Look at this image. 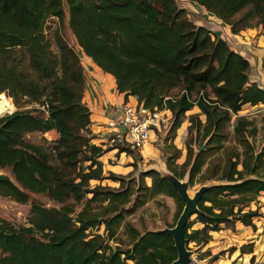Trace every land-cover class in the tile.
Segmentation results:
<instances>
[{"label":"trees","instance_id":"trees-1","mask_svg":"<svg viewBox=\"0 0 264 264\" xmlns=\"http://www.w3.org/2000/svg\"><path fill=\"white\" fill-rule=\"evenodd\" d=\"M185 1L228 25L233 35L264 25V0ZM51 18L58 24L52 42L45 33ZM66 18L80 53L113 76L119 94L136 98L137 107L171 114L169 137H175L186 113L198 109L189 118L180 172L170 163L179 150L166 159V166L179 179L189 172L190 186L220 185L206 190L198 202L199 213L193 216L202 228L190 230L188 221L187 246L205 245L211 232L235 222L255 230L253 220L261 215L250 204L264 197L259 174L264 151H253L246 135L250 123L238 114L245 106L264 105V89L250 81L244 57L191 21L177 0H0V94L16 107L0 116V170L8 169L14 179L0 182V196L27 204L31 194H43L61 205L32 203L29 226L0 223V264H171L177 257L169 236L140 233L129 223L127 249L108 243L121 222L149 199L172 197L176 220L184 203L156 172H141L137 178L130 173L126 182L112 173L103 175L99 160L105 152L135 154L128 147L102 149L91 143L80 56L61 34ZM31 104L45 115L23 109ZM233 117L234 141L241 152L224 146ZM51 131L58 135L56 158L66 175L50 164L49 148L23 140L28 133ZM107 179L118 182V188L90 187L91 181ZM70 200H85L74 217ZM95 203H106L103 214L95 212ZM100 228L102 234H97ZM251 247H241V253Z\"/></svg>","mask_w":264,"mask_h":264},{"label":"rangeland","instance_id":"rangeland-1","mask_svg":"<svg viewBox=\"0 0 264 264\" xmlns=\"http://www.w3.org/2000/svg\"><path fill=\"white\" fill-rule=\"evenodd\" d=\"M177 4L180 8H186V9H192L191 6L194 7L195 14L194 16H190V20L198 23V20H200L202 15L198 12L197 6H194L193 4H190L186 2L185 0H177ZM202 11L204 10L201 8ZM201 17V18H200ZM203 20V19H202ZM205 21V20H204ZM206 22V21H205ZM211 22V21H209ZM55 29H58L57 21L53 18L48 20L45 26V33L46 36L49 38V40L52 42L53 32ZM255 29L259 30L260 33L264 34V25H259L255 27ZM61 34L63 35L65 41L75 49V51L79 54L80 57H82L80 51L78 50V47L76 45L75 39L69 29L68 26V18L64 20V22L61 24ZM53 50L56 51V49L53 46ZM83 58V57H82ZM2 100V101H1ZM8 103H7V102ZM4 102V103H3ZM6 102V103H5ZM128 104V103H127ZM8 105V106H6ZM128 105H133L132 103H129ZM0 116H4L6 114H10L16 110V107L12 103L11 99L5 97L4 94H0ZM10 106V107H9ZM23 109H37L40 110L41 115H45L42 108H40L38 105H23ZM7 107V108H6ZM9 107V108H8ZM8 109V110H7ZM11 111H10V110ZM198 113V109L194 108L190 112L186 113L185 117L183 118L181 127L176 131V135L174 138H171L168 136V134L161 136L158 139H154V143L151 144L148 148L143 149L142 151H134V156H130L133 159L134 166L132 167L133 171L131 173L132 177L137 178L139 177V174L146 170L150 165H153L155 161L151 159L152 157H155L157 153L160 154L161 159H163L164 162H166V159L169 157H172L176 150L180 151V154L178 155V158L171 162L174 169L177 172H180L181 164L184 162L186 158V148H185V142L188 140V132L187 128L189 127V118L191 115ZM91 115V114H90ZM118 116L114 115L113 118H116ZM238 116L245 117L247 121L250 123L248 127V132H246L247 139L250 142L253 151L255 153H259L260 151H264V105L259 106H245L242 108L241 112L238 114ZM105 118V122H107L108 118ZM199 119L204 123L205 117L199 116ZM236 117H233L230 124H228L227 132L229 133V138L226 142H224L225 148L228 150H231L232 148L237 149L238 151H242V148L238 146L234 141L233 136V126L235 122ZM251 129L255 130V133H251ZM122 136L125 134L124 129H122ZM53 139L52 135H48L47 139L45 137V134L40 133H28L24 135L23 140L27 143H30L32 145L42 146L46 149L49 148V140ZM107 148V145H104ZM193 148L196 151L195 145H193ZM109 149V148H107ZM109 151L105 152L103 160H99L102 163L103 167V175L107 176L109 173L114 174L116 177L123 178L124 181H127L128 175H123L121 168L125 166V156H129L126 153L121 155V159L115 160L112 159L109 161L106 159L109 157L107 154ZM117 153V149L113 151ZM118 154V153H117ZM158 154V156H159ZM103 155V156H104ZM119 155V156H120ZM155 157V160H159ZM49 162L52 166L58 168L63 175L67 174V171L62 167L61 163L57 160L56 157H52L49 155ZM87 164H84L83 166L86 167ZM110 165V166H109ZM120 166V168H112L114 166ZM108 166V167H107ZM206 167V166H205ZM204 167V169H205ZM118 172V174H117ZM259 174L261 177L264 178V155H263V164L261 169L259 170ZM0 174H4L9 176L13 183L14 179L8 169L0 170ZM182 180V179H181ZM144 183L149 186L150 181L149 178L144 179ZM212 182L205 183L206 185L211 184ZM101 184L102 186H108L113 189L118 188V182H114L112 180H103V181H91L90 187L93 188L96 185ZM200 184H194L193 186L189 187V195H192L197 189L200 187ZM89 197V196H88ZM84 201L82 200L80 203H75L73 200H70L68 204L73 206L74 214H71V216L74 217L75 213L81 211L84 206ZM37 203L43 205L45 208H59L61 205L53 202L48 196L43 194H31L29 202L27 204H20L16 201H14L12 198L3 197L0 196V223H5L9 226H12L14 228L21 227V226H29V220L31 218V204ZM106 205V203L103 204H93L92 207L94 208L95 212L98 214H103V207ZM176 212H177V204L175 200L172 197H169L167 195H157L154 198L149 199L143 206L136 209V211L126 217L120 224V226L115 230V236L114 239L111 241H108L109 245L111 247L118 246L121 249H127L128 245L130 243V237L127 235L126 231V224L129 223L132 227L137 229L140 233H143L145 231H155V230H161L164 228H171L176 223ZM192 222V227L190 230L200 229L202 228V225L195 222V217L192 216L190 220ZM224 229V228H223ZM222 229V230H223ZM102 228H100L98 231H96L97 234H102ZM221 233V232H218ZM187 248L192 252V264H196L197 259L200 258L201 254L199 252V246H196L194 243H190ZM204 256V254H202ZM2 257L1 251H0V258ZM132 264V263H128Z\"/></svg>","mask_w":264,"mask_h":264},{"label":"crops","instance_id":"crops-1","mask_svg":"<svg viewBox=\"0 0 264 264\" xmlns=\"http://www.w3.org/2000/svg\"><path fill=\"white\" fill-rule=\"evenodd\" d=\"M193 5L197 6L196 4ZM197 7L198 10L196 12H198L200 16L202 15V18L200 17L201 19L198 20V23H200L199 25L194 23L197 26H204L212 31L221 39L225 40L236 53L244 57L250 64L248 74L250 81L264 89V34L252 28L233 35L228 25L223 24L217 18L209 15L205 10L202 11L201 7ZM191 8L192 9L185 8L189 17H193L195 14L194 7L191 6ZM81 55L83 58L80 57V61L83 67L85 80L82 102L89 109L91 114V124L89 126V130L93 135L91 143L104 149V147H106L104 145H107L105 132L106 122L104 117L108 118L111 114L116 115L120 108L127 103L136 104V98H125L123 94H119L113 76L104 73L91 61V59L83 54ZM48 135H52L55 140L58 136L54 131L46 133V139ZM158 138H155V140ZM107 148H110V146L107 145ZM113 151L115 150H109L107 153L109 157L106 159L109 161L112 159H121V155ZM123 154L124 153H122V155ZM158 154L159 153H157L155 157H157ZM104 157L106 156H102L100 160H103ZM155 157L151 158L155 161L153 165L167 167L166 162L161 159L160 154L157 158L159 160L156 161ZM117 167L120 168L118 165L112 168L114 169ZM132 167V157L125 156V166L121 168L122 172L120 173L128 175L132 173ZM250 208L252 210L258 208V212L261 215V217L253 220L255 230L249 226H244L240 222H235L233 226H224V229L219 231L221 233L211 232L209 234V242L199 246L201 256L197 259L196 264H264V197L258 196L256 200L250 204ZM247 245H252L251 252L248 250L241 253V247ZM202 254H204V256H202Z\"/></svg>","mask_w":264,"mask_h":264},{"label":"built area","instance_id":"built-area-1","mask_svg":"<svg viewBox=\"0 0 264 264\" xmlns=\"http://www.w3.org/2000/svg\"><path fill=\"white\" fill-rule=\"evenodd\" d=\"M119 112V113H118ZM111 114L105 125L106 144L142 151L154 143V139L166 135L173 123L172 116L165 109H146L134 105H123ZM122 129L125 134L122 136ZM49 153L56 157V140L50 139Z\"/></svg>","mask_w":264,"mask_h":264},{"label":"water","instance_id":"water-1","mask_svg":"<svg viewBox=\"0 0 264 264\" xmlns=\"http://www.w3.org/2000/svg\"><path fill=\"white\" fill-rule=\"evenodd\" d=\"M149 171L156 172L162 179L167 181V183L176 192L179 199L184 203L183 209L173 227L155 230L152 232L169 236L172 239L177 257L171 264H192V252L187 248V243L184 235L185 227L190 218L194 214L199 213L198 202L202 198L204 192L209 188L218 186L220 184L214 182L208 185L203 184L192 195H189V172H186L181 180L175 177V175L170 172L167 167L150 165L143 172ZM0 182L13 183L12 179L4 174H0Z\"/></svg>","mask_w":264,"mask_h":264},{"label":"bare ground","instance_id":"bare-ground-1","mask_svg":"<svg viewBox=\"0 0 264 264\" xmlns=\"http://www.w3.org/2000/svg\"><path fill=\"white\" fill-rule=\"evenodd\" d=\"M1 101H2V100H1ZM6 102H7V101H6ZM6 102H5V103H6ZM3 103H4V102H3ZM7 103H8V102H7ZM6 106H8V105H6ZM9 107H10V106H9ZM9 107H8V108H9ZM6 108H7V107H6ZM1 109H2V108H1V106H0V110H1ZM7 110H8V109H7ZM9 110H10V109H9ZM10 111H11V110H10Z\"/></svg>","mask_w":264,"mask_h":264}]
</instances>
